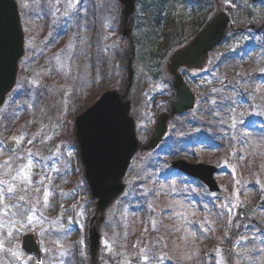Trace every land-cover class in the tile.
<instances>
[{"label":"rangeland","instance_id":"obj_1","mask_svg":"<svg viewBox=\"0 0 264 264\" xmlns=\"http://www.w3.org/2000/svg\"><path fill=\"white\" fill-rule=\"evenodd\" d=\"M16 2L25 53L16 86L0 107V146L15 143L13 137L23 134L17 154L34 153L32 184L21 194L37 211L32 222L0 212V223L9 225L14 219L25 225L15 224L11 238L8 227H0V264H36L21 246L30 233L42 264H92L88 232L96 200L84 179L74 121L105 92L126 94L131 60L133 78L125 99L131 104L129 115L140 147L145 146L156 117L175 100L173 79L165 71L168 57L158 79L141 68L133 44L134 36L144 31L139 25L145 10L138 2L126 24L127 36L121 34L117 0H80L75 10L69 0ZM220 12L230 17V28L210 54L207 68L197 74L180 71L194 82L190 88L195 108L169 120L168 134L157 150L141 148L135 155L124 180L125 193L105 209L96 227L101 237L96 264H145L142 249L147 250V264H218L221 256L222 264H264V2L211 0L206 23ZM185 14L191 21V13ZM251 129L259 131L255 138ZM193 132L201 135V142L186 144L191 146L183 153L173 149L182 141L177 133ZM171 133L176 139L166 148ZM55 142V149L46 154L44 147ZM12 155L0 153V163ZM175 160L216 168L219 192L209 194L198 181L170 171ZM24 163L17 160L12 167ZM223 205L231 207V213ZM173 208L184 218L174 215ZM11 251L19 252V258Z\"/></svg>","mask_w":264,"mask_h":264},{"label":"water","instance_id":"obj_2","mask_svg":"<svg viewBox=\"0 0 264 264\" xmlns=\"http://www.w3.org/2000/svg\"><path fill=\"white\" fill-rule=\"evenodd\" d=\"M121 5V34L127 36L129 18L135 15L137 0H117ZM257 2L261 0H251ZM229 18L219 13L211 18L191 41L177 49L168 59L166 70L173 76V88L178 93L177 100L171 103L170 117L181 115L194 107L195 96L184 83L180 68L201 70L208 61V54L215 49L226 34ZM24 55V33L20 14L15 0H0V107L5 104L12 92L18 74V63ZM132 61L128 62L126 94L107 91L74 121L73 133L79 148L84 178L91 198L96 200L95 216L90 220L88 249L92 264H96V251L101 237L97 225L103 221L102 215L125 191L124 178L129 166L140 149L136 138L135 123L130 117L131 104L125 99L132 84ZM167 113L157 117L155 129L145 151L155 150L167 133ZM15 146L9 142L7 146ZM54 145L45 150L50 154ZM171 167L181 174L201 182L210 193H217L219 188L214 180L216 168L203 164H189L175 160ZM241 214V212L239 213ZM242 217V215H240ZM22 249L33 255L37 264H41V253L35 235L22 238Z\"/></svg>","mask_w":264,"mask_h":264},{"label":"trees","instance_id":"obj_3","mask_svg":"<svg viewBox=\"0 0 264 264\" xmlns=\"http://www.w3.org/2000/svg\"><path fill=\"white\" fill-rule=\"evenodd\" d=\"M210 3L211 0H150L145 3L138 0V4L145 10L141 18L143 22L139 25L144 31L142 36H134L133 44L141 68L152 74L153 79L159 78L161 65L169 54L201 30L210 12ZM187 10L192 15L191 21L186 20ZM189 85L192 84L189 82ZM175 96L176 93H172L171 97L175 99ZM177 134L181 136L182 141L173 145V149L178 152L183 153L191 146L186 144L197 141L195 135ZM175 139L176 134L171 133L168 138L170 145H166V148H169Z\"/></svg>","mask_w":264,"mask_h":264},{"label":"snow or ice","instance_id":"obj_4","mask_svg":"<svg viewBox=\"0 0 264 264\" xmlns=\"http://www.w3.org/2000/svg\"><path fill=\"white\" fill-rule=\"evenodd\" d=\"M226 2L230 3V0H226ZM80 3V0H69V8H72L75 10V6ZM71 47V46H70ZM235 127V123L232 125ZM247 136L248 133H245ZM24 136L21 134L19 138L13 137V140L15 141V146H7L3 147L0 146V153H3L5 151H11L13 154L12 157L9 160H5L2 163H0V168L4 169L3 173H0V212L3 213L5 216H10L11 217H16L19 216L21 217V220L24 218L27 219L28 222H32L33 220L36 219L34 213L37 211L36 205L29 201L24 195L21 193H26L28 191V188L31 186L32 181H31V168L34 167L33 164V155L31 151H28L26 155H18V150L21 142L23 141ZM32 139H35L33 137ZM29 143H32V140H29ZM235 155V153H233ZM243 159V157H241ZM17 160H25L26 163L24 164H17L15 168L12 167L13 164L16 163ZM54 171H59V169H54ZM233 174H235V168H232ZM3 177H8L7 179H4ZM51 178L49 177V180ZM43 181L37 182L42 183ZM257 184H260L261 182L259 180L256 181ZM174 190V189H173ZM36 191H39V187L36 188ZM261 191H264V184H261ZM48 190L45 189V195H44V202L45 206H47V199H48ZM239 194L237 193V196ZM15 199L17 203L11 204V200ZM23 202V203H21ZM229 213H231L232 208L228 207L227 205H223ZM180 207H183L181 204ZM234 207V206H233ZM150 210L152 209L151 205L149 206ZM12 209H15L16 211H12ZM173 214L176 216H179L181 218H184V213L183 212H177L175 208H173ZM188 223V221H185ZM20 223L21 227H24L25 225L21 223L19 220H14L10 219L9 225L0 223V227H8V237L11 238L13 235V228L15 224ZM71 223V221H70ZM153 224V230H156V221H152ZM67 231V230H65ZM147 231V229H145ZM190 235H195V233H190ZM80 244H83V241L79 242ZM105 248L109 252H112V247L111 244L108 243V241L104 242ZM4 248V243L3 240H0V250H3ZM146 249H142V259L147 264V261L149 260V257L146 254ZM218 255L220 254V250H216ZM11 254L13 256H16L19 258L20 253L17 251H11ZM115 254V253H113ZM60 255H65L64 252H61ZM160 260H163L164 257H160ZM222 256H221V261L218 262V264H222ZM42 264V262H41Z\"/></svg>","mask_w":264,"mask_h":264},{"label":"flooded vegetation","instance_id":"obj_5","mask_svg":"<svg viewBox=\"0 0 264 264\" xmlns=\"http://www.w3.org/2000/svg\"><path fill=\"white\" fill-rule=\"evenodd\" d=\"M207 65H208V64H207ZM206 68H207V67H206ZM206 68H204L203 70H200V71H201V72H204V70H205ZM190 73H192V72H190ZM185 80L187 81V80H189V79L187 78V79H185ZM171 119H172V118H171ZM171 119H170V120H171Z\"/></svg>","mask_w":264,"mask_h":264}]
</instances>
